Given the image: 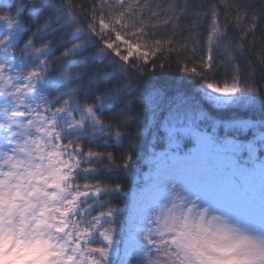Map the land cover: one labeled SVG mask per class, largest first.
I'll return each mask as SVG.
<instances>
[{
  "label": "snow or ice",
  "instance_id": "1",
  "mask_svg": "<svg viewBox=\"0 0 264 264\" xmlns=\"http://www.w3.org/2000/svg\"><path fill=\"white\" fill-rule=\"evenodd\" d=\"M0 264H264V0H0Z\"/></svg>",
  "mask_w": 264,
  "mask_h": 264
},
{
  "label": "trees",
  "instance_id": "2",
  "mask_svg": "<svg viewBox=\"0 0 264 264\" xmlns=\"http://www.w3.org/2000/svg\"><path fill=\"white\" fill-rule=\"evenodd\" d=\"M127 183V181H125Z\"/></svg>",
  "mask_w": 264,
  "mask_h": 264
}]
</instances>
